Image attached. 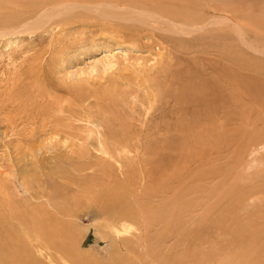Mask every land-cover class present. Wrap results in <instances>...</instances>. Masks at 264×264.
<instances>
[{
    "label": "rangeland",
    "instance_id": "rangeland-1",
    "mask_svg": "<svg viewBox=\"0 0 264 264\" xmlns=\"http://www.w3.org/2000/svg\"><path fill=\"white\" fill-rule=\"evenodd\" d=\"M68 1L0 0V176H14L19 186V193L15 191L19 195L17 198L31 199L34 204L29 207L30 210L35 211L33 206H36L40 216L49 219L51 224L56 225L55 221L60 223V219L62 224H68L71 229L69 232H75L73 240L77 238L80 252H87V259L93 260L95 264L106 259L113 262L111 254L116 253L114 249L121 238L114 233L116 230L103 225L104 219L98 216L97 204L92 200L93 192L98 190V186L94 185V177H88L97 170H109L110 165L118 168L115 172L122 177V170L128 168L121 165L117 152H106L110 149L106 146L113 142L106 135H125V144L132 138L137 143V137H140L144 144L146 133L155 136L175 129V123L179 122L177 117L181 114L188 121L194 120L195 130H172L173 136H176L174 149L175 152H181V149L187 147L185 150L188 149L191 155V168L196 172H201L204 168L210 171L209 179H205V205L208 207L218 204L217 192L220 190H212L217 184L226 190L231 200L237 195L230 194V190L237 192L238 186L246 194L245 202L240 204L242 216L258 220V212L264 207V147L259 146V150L250 154V151L242 152L241 146H237L240 142L238 139L237 144V135L241 132L238 130L239 125L246 124H242L239 116L231 121L230 117H226L229 120L219 121L218 127L217 122L210 126L211 121H208V127L204 129L205 121L212 119L213 113H208L214 112L212 106L193 108L188 107L184 100L176 102V99L170 98L171 100L164 99L161 103L157 100L153 107L152 98L146 93L145 82L152 78L153 89L159 88L160 79L167 80V83L173 78L182 82L175 72L185 71L190 79L189 69L202 76L207 72L204 79H210L213 75L224 76L223 70L227 66L233 67L237 72L246 71L237 60L238 57L235 65L225 58L223 52H228L229 47L237 51V56L241 53L259 63L264 62V0H187L183 4L189 10L201 12L202 8L208 6L209 10H215L216 13L212 12L211 15L198 12L197 15L203 17L200 16V20L205 31L182 36L194 44L189 50L175 49L166 43L167 48H164L157 38L150 35L152 29L134 31L135 25L130 24L135 21H126L119 16H126L123 15L124 10L110 11L112 8L105 5L93 6L108 0H74L78 2V6L81 5L79 7H73ZM119 1L127 4L126 0ZM52 3L55 6L57 3L65 4L58 15V8L52 10L55 11L53 15L47 14L50 10L47 8H51L49 5ZM234 14L236 33L228 22L217 27L210 25L211 20L219 16L222 18L223 15ZM124 22L129 25H124ZM253 63L249 66L251 69L254 68ZM216 66L222 74L217 72ZM197 74L193 75L199 76ZM138 80L142 81L141 84ZM48 108L53 113L48 112ZM227 109L228 104L223 110ZM57 114L61 116L60 119L56 118ZM122 125L130 127L129 131ZM186 126L188 127V123ZM249 127L243 132L245 138L254 137L259 144L264 145V123L250 122ZM122 129L125 131L121 132ZM253 132L260 138L255 137ZM149 140L153 138L149 137ZM138 148L141 151L139 154L132 145L124 147L128 161L132 162L133 158L134 162H138V159L145 156L142 151L145 147L139 145ZM238 159L248 162L243 163L241 160L238 163ZM160 160L168 162L170 156L165 155ZM183 162L188 165V160L179 159L178 168ZM76 164L77 167L84 166V170H75L73 166ZM131 167L129 172L134 171ZM21 168L24 173H31L28 187L34 193L32 195L25 193L20 186L25 177L22 176ZM60 170L64 173L61 174ZM136 173L134 177L137 178L139 173ZM82 180L83 183L80 182ZM156 181L162 188H166L161 185V178ZM25 182L24 185L27 186ZM51 188L61 190L54 191L59 196H54ZM35 193L42 195V198H33ZM51 202L57 208L63 206L73 209L74 215L66 216L62 212L59 214L56 208L50 206ZM218 209L215 208L217 212ZM197 212L200 213L199 210ZM250 212L256 213L248 215ZM50 216H53V221ZM127 222L123 224L136 230L134 233L138 234L140 229L146 232L142 222ZM118 225L122 228L121 224ZM129 238L128 234L123 237V241L127 242ZM229 241L231 239L225 238L223 246L226 255L233 256L237 241L234 240L233 244H229ZM111 261H104V264H110ZM112 262L111 264L114 263Z\"/></svg>",
    "mask_w": 264,
    "mask_h": 264
},
{
    "label": "bare ground",
    "instance_id": "bare-ground-1",
    "mask_svg": "<svg viewBox=\"0 0 264 264\" xmlns=\"http://www.w3.org/2000/svg\"><path fill=\"white\" fill-rule=\"evenodd\" d=\"M68 2L73 7H75L74 5L78 6L77 1L69 0ZM126 2L127 4L124 2L122 4L119 0H108V2L103 1L92 5L98 7L105 5L112 8L110 11H114L113 9L117 11L124 10L123 15L126 14V16L122 17L116 12L117 15L126 21L134 20L135 22H132L133 24H130V26L135 25L134 31L136 30V32L146 31L148 28L152 29L150 35L157 38L160 41V45H164V48H167V45L164 44L166 43L175 49L189 50L194 44L189 43L182 36H192L197 32L205 31L204 24L201 25L200 18L202 16L197 15L199 11L194 12L195 9L189 10L188 6L183 4L187 3V0H126ZM54 4L49 5L51 8H47V10L50 9L47 14L53 15L55 11L52 10L58 8L59 10L56 13L58 15L60 13L58 11L60 9L63 10L62 7L65 6V4L58 5L59 3H57L56 6ZM207 7L202 8L203 11L201 12L207 14L213 12V14H216L215 10H209ZM222 11L225 12L223 9ZM235 15H223L222 18H219L221 17L219 16L209 22L210 25L213 24L216 27L228 22L234 33H236L237 22L234 21ZM205 24L208 26V21ZM260 24L261 22L258 25L260 26ZM124 25L129 24L124 22ZM146 25L151 28L145 27ZM242 31L244 32V30ZM230 37L232 38V36ZM245 42L247 43V41ZM229 48L228 52L225 50L223 52L225 58L234 62L235 65L238 57L237 60L240 64L242 63V67L246 71L237 72L233 67L227 66L223 70L224 76L212 74L214 77L210 79H204L207 72L203 77L201 74H197L196 71L189 69L188 72L191 73L190 79H188L185 71L181 73L175 72L178 78L183 80L182 82L173 78L171 79L174 80L173 82L168 80L169 82L167 83V80L160 79L161 85L159 88L153 89L151 87L153 79L151 78L145 82L147 86L146 93L152 98L151 106L153 107L156 106L157 100L161 103L164 99L166 101L171 100L170 98L176 99V102L184 100L188 107L191 106L193 108H197V106L209 108L212 106L214 112H208L209 114L213 113L212 119L205 121L204 129L208 127L206 124L208 121H211L210 126L215 125L217 122L216 126L218 127L220 125L219 121L229 120L226 117H230L231 121L236 119V116H239L242 124L245 123L246 125L244 126L243 124L242 126L241 123L239 125L238 130L241 132L240 136L237 135V144L238 139L240 141L237 146H241L242 152L247 153L250 151L249 153L252 154L260 149L259 146L263 148L264 145L259 144L254 137L246 139L243 132L245 133L247 129H250V122L264 123V62L259 63L258 60L256 61V59L249 58L241 53H238L237 56V51ZM252 62H254L253 69L249 67ZM216 69L218 73L222 74V72H219V67L216 66ZM198 72L200 73V71ZM138 81L141 84L142 81ZM35 91L37 92L38 90ZM158 94H160V97H157ZM227 104L229 109L223 110ZM55 108L57 107L55 106ZM49 110L47 111H53ZM57 117L60 119L61 116L57 114ZM177 121L179 122L175 123V129H170L167 133L160 132L155 136H151V133H146V143L144 144L140 137H137V143L132 138L125 144V135H106L113 141L111 145L108 144L106 146L110 147L109 151L106 152L108 154L117 152L118 154H115L118 159H121V165L128 168L122 170V177L115 172V169L118 168H114L115 166L113 165L109 166V170L100 169L95 171L96 173H90L88 176H92L91 179L94 177V185L98 186V188L96 187L98 190L93 192V199L90 196L94 201L93 203L97 204L98 216L104 219L103 225L113 231L116 230L114 233L119 236V239L121 238L120 243L115 246L114 251L116 253H113L114 255L111 254L112 256L110 257L114 263L111 259L104 261L109 263L110 260L113 264H264V207L258 212V220L243 217L240 204L245 202L244 197L246 194L237 186V192L230 190V194L237 195L234 200H231L220 184H217L216 188H212V190H220L217 192L218 200L216 202L218 204L207 207L205 205L207 197L205 194V179H209L210 171L204 168L201 172H196L191 168V155L187 151L188 149L185 150L187 147L181 149V152H175L174 149L176 136H173L172 130L176 132L177 130L184 131L186 129L187 132H193L195 130L194 120L188 121L185 116L180 114V117H177ZM51 122L55 123V121ZM186 123H188V127ZM55 124H53V127ZM122 127L127 129V131L130 129L127 126L124 127L122 125ZM222 130H225V128ZM124 131V129L121 130V132ZM130 133L132 134L133 131ZM253 135L260 138L255 132H253ZM149 137H152L153 140H149ZM219 139H221V134ZM130 145L134 146L138 154L141 152L138 146L145 147L142 150L145 156L140 160L138 159V162H134L133 158L132 162L128 161L127 153L123 149L124 147L129 148ZM165 155L170 156L168 162L160 160ZM184 158L188 160V165L183 162L178 168L177 161ZM241 160L238 159V163ZM244 161L248 162L245 159L241 162L244 163ZM239 165L241 167V164ZM130 166H132L131 170L134 171L129 172ZM76 167L77 164L73 168L80 172L84 170L82 165L77 167L78 169ZM90 167L92 168L93 166ZM21 171H23L22 176L25 175L24 180L22 179L23 184L19 183L21 188L29 195L34 194L31 192V188L28 187L31 182L29 180L31 173H24L22 168ZM63 171L67 170L63 169ZM63 171L60 170L61 174ZM40 172L42 173L41 169ZM76 172L75 174H77ZM136 172L139 173L137 178L134 177ZM68 176L69 174L66 177ZM13 177L4 178L0 176V264H95L93 260L87 259L88 254L86 251L80 252L77 238L73 240L75 232H69L71 229L68 224H62L61 219L60 223L55 221L56 225L51 224L49 219L40 216L39 212L36 211V206H33L35 211L30 210L29 207L34 204H32L31 199L17 198L19 195L17 196L15 191H19V186ZM157 178H161V185L166 188H162L157 183ZM24 182L27 186L24 185ZM80 182L83 183V180ZM51 191L54 193V191L59 192L61 190H53L51 188ZM58 194L56 193L54 196L57 197L59 196ZM32 197L39 199L42 198V195L35 193ZM50 206L54 209L56 208L59 214L62 212L66 216H73L75 213L73 209L67 207L57 208L52 202ZM216 207L219 208L218 212L215 210ZM255 213L250 212L247 214ZM52 217L50 218L51 221H53ZM56 217L55 219H57ZM128 220H131L132 223L133 221L142 222L143 227H146V232L140 231L139 227V233H134L136 230L133 231L128 224H123ZM118 224H121L122 228H119ZM143 227H141L142 230ZM128 234L131 238L127 242L123 241V237L128 236ZM225 238L231 239L229 244H233L234 240L237 241L233 256L226 255L223 246ZM104 261L97 262V264H104Z\"/></svg>",
    "mask_w": 264,
    "mask_h": 264
}]
</instances>
